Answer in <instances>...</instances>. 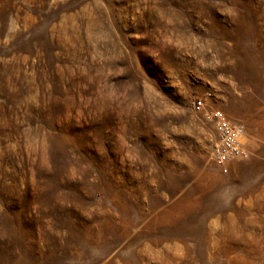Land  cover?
Instances as JSON below:
<instances>
[{"label": "rangeland", "instance_id": "obj_1", "mask_svg": "<svg viewBox=\"0 0 264 264\" xmlns=\"http://www.w3.org/2000/svg\"><path fill=\"white\" fill-rule=\"evenodd\" d=\"M0 264H264V0H0Z\"/></svg>", "mask_w": 264, "mask_h": 264}, {"label": "built area", "instance_id": "obj_2", "mask_svg": "<svg viewBox=\"0 0 264 264\" xmlns=\"http://www.w3.org/2000/svg\"><path fill=\"white\" fill-rule=\"evenodd\" d=\"M192 108L204 122L214 127L218 135L212 152L216 165L222 166L246 156L247 152L241 142L245 130L244 123H234L224 112L207 107L201 96L192 100Z\"/></svg>", "mask_w": 264, "mask_h": 264}]
</instances>
